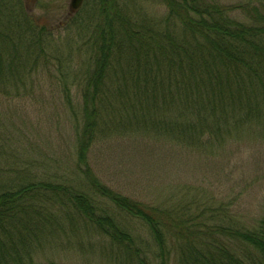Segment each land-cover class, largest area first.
<instances>
[{
  "label": "rangeland",
  "instance_id": "374dc122",
  "mask_svg": "<svg viewBox=\"0 0 264 264\" xmlns=\"http://www.w3.org/2000/svg\"><path fill=\"white\" fill-rule=\"evenodd\" d=\"M102 1L84 0L74 12L70 10L71 0H9L0 5L3 187L13 184V178L25 181L33 177L40 183L87 188L88 181L76 165L75 152L84 89L93 84L90 77L101 54L95 39L103 26ZM104 2L111 3V9L120 17L137 24L141 43L130 42L134 45L130 48L109 47V64L104 72L108 80L104 81L103 93L113 90L112 86L123 81L121 76H130V71L139 70L141 64L144 71L152 70L171 54L183 53L182 46L170 51V42L182 41L188 34L181 19L171 15L168 0ZM198 2L233 7L231 16L244 22L249 21L248 13L239 6L264 7V0ZM120 17L114 24L118 34H122ZM147 30L153 34L157 31V35ZM118 102L113 101L111 106L115 112L102 113L90 145L91 166L103 183L165 212L172 211L170 216L187 224L189 235H199L204 240L210 237L207 231L220 236L218 224L240 229L257 226L264 216L263 103L257 105L259 115L232 114L228 123L219 122L215 114L209 118L193 114L199 121L207 120L203 123L206 130L185 131L186 136H181L158 132L153 126V130L149 129L146 123L140 126L134 118L135 108H122ZM158 103L160 108L151 112V119L171 121V125L177 121L173 118L188 120L182 111L185 101ZM142 110L146 112L143 107L137 114ZM143 115L139 117L147 118ZM45 193L38 190L29 203L32 209L28 215H35L37 220L26 241L35 263L144 264L150 260V264H159L152 234L141 219L92 191L99 206L132 234L131 244L119 243L70 202ZM183 233L168 234L173 250L169 264H181L180 247L189 242Z\"/></svg>",
  "mask_w": 264,
  "mask_h": 264
},
{
  "label": "trees",
  "instance_id": "16d2710c",
  "mask_svg": "<svg viewBox=\"0 0 264 264\" xmlns=\"http://www.w3.org/2000/svg\"><path fill=\"white\" fill-rule=\"evenodd\" d=\"M8 1L0 0V5ZM178 1L168 0L170 12L181 19V26L188 37L170 42V51L182 46L183 53L179 56L171 54L165 62L158 63V67L153 66L152 70L144 71L141 64L139 70L130 71V76H121L123 81L105 93L102 87L105 79L108 80L104 72L109 64V47H133L131 43H141V35L137 24L128 22L123 15L120 17L119 12L111 9V3L102 1L103 26L95 39L101 54L96 58L97 69L90 77L93 84H87L84 89L83 117L75 152V162L88 181L87 188L40 183L33 177L25 181L13 178V184H5V187L0 184V264H37L26 239L33 233L37 220L35 215H28V210L32 209L29 203L38 190L46 192L47 196L56 195L70 202L113 240L131 244L132 234L99 206L94 194H91L94 191L98 197L111 201L121 211L144 221L152 234L159 264H169L173 250L169 247L168 234L188 231L187 224L183 225L175 216H170L172 211L165 212L160 207L134 199L103 183L95 173L90 161V145L97 134L102 113L115 112L113 101H119L122 108H135L134 118L140 126L146 123L149 129L153 130V126L158 132L169 131L186 136L185 131L206 130L203 123L207 120L199 121L193 114L206 118L215 114L220 118L219 122L228 123V120H232L229 119L232 114L259 115L256 108L264 104V7L259 4L239 6L248 13L249 21L244 22L231 16L234 8L230 6L201 4L198 0ZM117 17L121 18L122 34L115 31ZM148 33L157 35V31ZM159 101H185L182 111L188 120L181 122L173 118L178 122L171 125V121L157 122L151 119V112L160 108ZM143 107L146 112L142 110L137 114V110ZM141 114L147 118H140ZM180 117L183 115L180 114ZM216 229L220 236L215 237L213 232L207 231L210 237L205 240L199 235L183 233V238H188L189 242L180 247L181 264H264V216L253 229L221 224ZM238 245L240 247H236Z\"/></svg>",
  "mask_w": 264,
  "mask_h": 264
},
{
  "label": "water",
  "instance_id": "95a60500",
  "mask_svg": "<svg viewBox=\"0 0 264 264\" xmlns=\"http://www.w3.org/2000/svg\"><path fill=\"white\" fill-rule=\"evenodd\" d=\"M83 1L84 0H71V3H70V10L72 12L78 10L82 4H83Z\"/></svg>",
  "mask_w": 264,
  "mask_h": 264
}]
</instances>
